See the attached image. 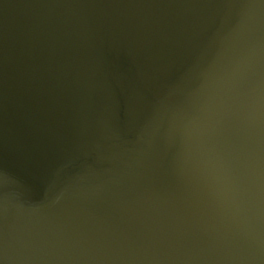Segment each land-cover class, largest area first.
<instances>
[{"label":"water","instance_id":"1","mask_svg":"<svg viewBox=\"0 0 264 264\" xmlns=\"http://www.w3.org/2000/svg\"><path fill=\"white\" fill-rule=\"evenodd\" d=\"M0 264H264V0H0Z\"/></svg>","mask_w":264,"mask_h":264}]
</instances>
